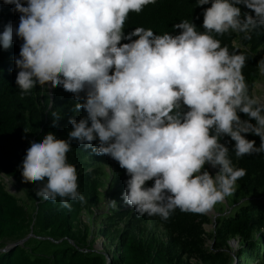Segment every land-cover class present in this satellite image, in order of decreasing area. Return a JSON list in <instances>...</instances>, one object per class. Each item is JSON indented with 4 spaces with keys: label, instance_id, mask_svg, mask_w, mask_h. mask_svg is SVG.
Listing matches in <instances>:
<instances>
[{
    "label": "trees",
    "instance_id": "16d2710c",
    "mask_svg": "<svg viewBox=\"0 0 264 264\" xmlns=\"http://www.w3.org/2000/svg\"><path fill=\"white\" fill-rule=\"evenodd\" d=\"M261 76L264 0H0V172L37 171L42 191L21 202L0 182V264H189L185 254L264 264V125L252 98ZM209 93L239 98L242 127L197 103ZM122 128L116 192L143 195L107 217L109 227L124 222L112 233L120 254L108 261L89 228L73 229L101 195L106 151ZM159 149L176 161L196 153L221 162L214 193L231 209L216 218L213 245L206 215L174 191L190 171L163 166ZM154 214L169 236L157 246L136 232ZM230 240L236 258L221 250Z\"/></svg>",
    "mask_w": 264,
    "mask_h": 264
},
{
    "label": "rangeland",
    "instance_id": "374dc122",
    "mask_svg": "<svg viewBox=\"0 0 264 264\" xmlns=\"http://www.w3.org/2000/svg\"><path fill=\"white\" fill-rule=\"evenodd\" d=\"M33 70L34 68L32 66L31 71L33 72ZM43 70H45V66H41L38 69L41 76ZM262 78L263 77L261 76L254 86L252 98L254 104L257 105L254 112L255 116L258 121L264 125V82ZM42 80L47 85V80L43 78ZM89 83L91 84V81H89ZM91 87L94 88V92L91 94L93 95L94 93H97L96 91H98V87L95 85H91ZM237 100H239V98L228 99L221 93H209L204 97L197 99V103L218 110L221 113L225 124L229 128H240L242 127V121L240 118L236 117L234 113ZM125 140L126 130L122 128L120 133L111 140L106 151L107 163L104 166L105 173L99 176L101 185L98 189L101 195L97 200L88 202L80 215L78 222H75L73 229L75 233H79L78 231L84 232L89 228L92 234H90L88 241L93 242V246L96 250L105 253L108 261H111L114 256L120 254V251L116 249V243L118 240L113 238L112 233H118V231L124 227V222L119 223L115 220L114 224L109 227L107 224V217L111 215L114 208L120 206L130 208L135 206L138 199L143 195V192H141L139 188L130 189L128 193L126 190H123L121 194L116 192L118 181H113V166H115L114 164L119 146ZM156 158L165 167L174 170L187 169L190 171L187 174L180 173L181 176L184 178L186 177L185 180L188 181V183L185 182V186H174V191L184 195L185 203L193 211L206 215L208 221L204 224V231L206 234L205 244L213 245L210 233H212L214 229V222L219 216V213H225L231 209L230 206L228 207L223 194L214 193L216 192L215 189L224 182V177L221 175L218 166L221 162L218 160L214 161L210 157H203L196 153H192L191 155L185 154L181 158V161H176L165 156L161 150L157 152ZM164 160H168L170 164L166 165V161ZM136 168H139V166H136L135 169ZM132 172L133 166H128L126 173L131 174ZM39 177V172L32 169H26L17 177L7 176L0 172V182L8 192L13 194L21 202H29L27 196L29 189L34 191L37 195L42 194L39 186ZM197 177H200L201 179H198ZM205 180L210 183L206 184L204 182ZM136 232L142 240L146 243L153 244L154 246H157L159 242L167 243L169 241L168 232L164 228V225L157 214L151 215L146 221L139 223ZM237 248V240H230L228 242V247H223L221 250L228 252L229 256L233 258L235 257ZM182 259L189 264H206L196 256H187L185 254ZM257 262V258L248 257L246 259L247 264H257ZM237 263L238 262L235 261L233 264Z\"/></svg>",
    "mask_w": 264,
    "mask_h": 264
},
{
    "label": "water",
    "instance_id": "95a60500",
    "mask_svg": "<svg viewBox=\"0 0 264 264\" xmlns=\"http://www.w3.org/2000/svg\"><path fill=\"white\" fill-rule=\"evenodd\" d=\"M42 76H43L44 79L47 80L48 88H49V90L51 91L52 78H51V76L47 73V70H46V69L42 71ZM167 165H168V164H167Z\"/></svg>",
    "mask_w": 264,
    "mask_h": 264
},
{
    "label": "clouds",
    "instance_id": "9594fccd",
    "mask_svg": "<svg viewBox=\"0 0 264 264\" xmlns=\"http://www.w3.org/2000/svg\"><path fill=\"white\" fill-rule=\"evenodd\" d=\"M45 69H46V67H45ZM46 70H47V69H46ZM47 73H48V72H47ZM48 74H49V73H48ZM42 78H43V76H42ZM51 78H52V77H51ZM43 79H44V78H43ZM47 86H48V83H47ZM51 89H52V86H51ZM48 90H49V88H48ZM49 92H50V90H49ZM159 150H161V149H159ZM159 150H158V151H159ZM158 151H157V152H158ZM166 165H167V164H166Z\"/></svg>",
    "mask_w": 264,
    "mask_h": 264
},
{
    "label": "bare ground",
    "instance_id": "6f19581e",
    "mask_svg": "<svg viewBox=\"0 0 264 264\" xmlns=\"http://www.w3.org/2000/svg\"><path fill=\"white\" fill-rule=\"evenodd\" d=\"M51 76V75H50ZM164 161H166L165 163L166 164H170V162L168 161V160H164ZM200 207H202V206H200Z\"/></svg>",
    "mask_w": 264,
    "mask_h": 264
}]
</instances>
